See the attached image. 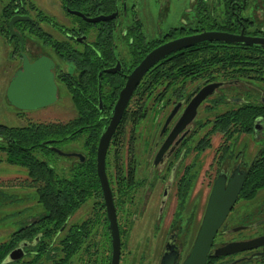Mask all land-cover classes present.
<instances>
[{"label":"flooded vegetation","instance_id":"af4514ba","mask_svg":"<svg viewBox=\"0 0 264 264\" xmlns=\"http://www.w3.org/2000/svg\"><path fill=\"white\" fill-rule=\"evenodd\" d=\"M128 2L129 0H0V37L3 49H5L3 63L0 66V96L3 97L10 116L23 123L20 126H8L22 127L31 122L54 121V119L35 117L31 113L32 110L19 109L8 100L7 93L11 78L18 69H22V55L26 56L29 64L39 58L45 59L42 60V70L47 74L52 73L56 84L57 100L63 88L68 92L64 80H71L74 67L69 61L56 55L55 42L71 44L82 51L97 50L101 46V33L105 29L112 35L113 41L110 48L114 52V57L113 61L95 60L98 65L110 64V66L99 69L97 75L102 71L107 72L105 69L114 67L117 62L120 64V69L116 72L130 65L135 67L138 64V62L135 63V57L138 55L131 53L133 49L146 51L143 54L144 57L155 47L182 36L218 31L258 39L259 41L251 44L243 41H221L222 43L219 44L225 45L227 51H235L231 56L229 55L231 59L228 60L223 72L212 71L204 77L199 76L196 72L186 79L182 87L180 85L167 92L163 87H159L147 97L145 101L147 112L151 104H160L161 108H165L168 104L170 106L164 114L165 120L160 123L156 137L149 141L147 138L140 140L138 137L140 148L138 142L137 148L140 149V152L135 148L134 137H128L126 140L123 138L120 142L119 149L121 155L123 151V161L125 165L127 164V168L129 167V158L133 162V178L129 176L131 170L127 171L126 181L118 178L117 170L111 174L107 171L109 146L107 148L105 171L120 234L119 262L125 246V240L122 241V238L127 236L130 240V235H133L135 230L138 231L142 228L138 237L141 241H147V244H149L150 238H153L155 242L156 239L157 242L163 241L158 258L153 255L157 251L156 244L153 245L150 258L147 259L151 261L146 262L147 264H160L166 251H174L177 255L176 264H181L188 255L197 235L208 197L218 175L227 180L235 169L247 173L253 158L264 145V0H192L191 4L195 13L191 20L179 27L170 28L166 33L153 39L146 37L143 23L134 14L136 5L130 6V2ZM167 10L168 3H165L161 6L160 14H165ZM77 12L82 15H78ZM130 13H133L132 17ZM110 15L113 17L107 20L96 22L87 20ZM12 17L26 18L14 21L11 29L9 22ZM128 19L130 22L126 21ZM116 35H120L125 42L127 58H122L117 54ZM128 73L124 74L125 80ZM187 82H191L193 85L185 88ZM211 83H220V85L200 102L193 119L173 138L167 140V135L175 126L191 98L202 87ZM23 93L11 90L12 95ZM148 101H150L149 105H147ZM223 103H229L230 106L221 112L214 111ZM243 104H257L262 108V113L254 119L251 132L240 133L227 140L223 138L222 142L215 145L209 162L204 163V152L210 148L211 136L216 133L209 136V143L206 144L207 146L205 145L204 149H197L203 138L193 140L194 132L203 128L211 129L212 120L217 114L235 109ZM200 106H205L208 116L202 121L196 120ZM174 107H176V111L166 123ZM135 130L136 128L133 132ZM247 134L252 139L260 141L261 144L248 165H243L239 157L241 152L234 154L232 146L242 135ZM46 144L57 153L53 147H58L49 142ZM0 152L4 154L2 161L6 162L5 153ZM74 152L81 153L84 156L83 160L80 161L76 156L57 154L74 158L81 163L84 162V153L79 150ZM138 154L144 156L142 159L144 164L143 167L138 168L137 172L135 156ZM231 161L232 164H230ZM199 174L202 175L203 180L199 184L200 188H197ZM121 183H125L130 192V197L123 203H119L117 200L116 188ZM238 196L212 240L205 264H264V243L225 254L216 253V249L222 248L226 244L264 237L262 208L256 206L249 213L240 210L238 205L241 199ZM101 200L104 204L102 190ZM99 206L92 200H88L69 216L61 228L49 239L46 252L42 256H38V250L35 249L40 237L38 234L31 240L20 239L0 264H60L61 261L63 264H111V230L105 204L104 214L101 209L97 211ZM80 209L85 210L76 215ZM122 210L123 212H121ZM43 214L44 212L24 221L14 231L37 221ZM89 226H91L90 232H87ZM121 229L124 230L122 235ZM135 235H138V232ZM187 241H190V247L182 251V242ZM12 251L14 253L9 258L8 255ZM145 251H140L137 259L131 258L128 250L127 261L130 260V264H133L137 260V264H144L147 253Z\"/></svg>","mask_w":264,"mask_h":264},{"label":"trees","instance_id":"16d2710c","mask_svg":"<svg viewBox=\"0 0 264 264\" xmlns=\"http://www.w3.org/2000/svg\"><path fill=\"white\" fill-rule=\"evenodd\" d=\"M100 41V48L86 51L59 41L54 44L56 55L69 61L74 67L71 80H64L75 110L72 117L67 120L31 122L22 127L0 123V151L5 153V161L25 170L26 186L35 190L37 201L45 210L37 221L14 231L8 240L0 243V263L20 239L31 240L38 234L40 237L35 249L38 250V256L45 254L49 239L66 219L88 200L99 204L97 211L101 209L104 214L96 173V147L100 133L108 124L119 90L125 82L124 74L134 65L115 73L102 71L98 77L97 71L110 64L98 65L95 60L113 61L114 57L110 48L113 41L110 32L103 30ZM219 43L222 42L201 41L171 52L144 74L111 138L107 153V171L110 174L117 170L118 178L126 181L127 171L131 170L129 176L133 178V162L129 158L127 168L119 147L127 126H131L129 138H133V130L146 116L147 97L159 87H163L166 92L180 85L182 87L186 79L196 72L204 77L212 71L225 70L228 60L231 59L229 55L235 51H227L226 46ZM133 50L131 53L138 55L135 57L137 63L146 51ZM99 97L102 100L101 110L98 108ZM261 113L262 108L259 105L243 104L217 114L212 120L211 129L206 131L197 149L205 148L209 143V136L214 133L221 134L225 140L240 133H250L254 119ZM47 142L58 148L66 144L71 145L84 153V162L71 158L69 167L62 165L57 171L54 162L52 164L37 155L53 153L59 156L48 147ZM56 165L60 166L57 163ZM125 183L116 188L119 203L130 197L129 187ZM261 189H264V145L253 158L238 197L251 200ZM90 228L91 226L87 227V232H90ZM120 233L122 235L124 230L121 229ZM60 264H63V261Z\"/></svg>","mask_w":264,"mask_h":264},{"label":"water","instance_id":"95a60500","mask_svg":"<svg viewBox=\"0 0 264 264\" xmlns=\"http://www.w3.org/2000/svg\"><path fill=\"white\" fill-rule=\"evenodd\" d=\"M78 15H82L77 12ZM113 16H98L95 18L87 19L91 22L99 20H107ZM26 17H12L9 25L12 29V24L18 19H25ZM207 40H219V41H243L251 44L259 41L255 38H246L242 36H236L225 32L208 31L198 34L182 36L169 40L154 49L150 50L138 64L126 75L124 85L118 93L117 100L114 104L112 114L109 118L108 124L102 130L99 136L97 149H96V171L100 182L106 215L109 222V228L112 236V255L111 264H119L120 257V234L116 220V212L112 200V194L109 186V182L105 171V159L106 152L109 146L112 135L114 134L124 110L129 102V99L137 87L138 83L144 76V74L162 57L168 55L176 50L188 47L194 43L207 41ZM22 69H18L11 78V83L8 88V100L11 104L19 109L33 110L36 108L47 106L56 100V84L54 83L52 73L42 70L43 58H39L32 64H29L26 56L23 54ZM51 64V62H50ZM120 69V64L114 67L107 68L105 71L114 73ZM100 72L98 73L99 76ZM220 83H211L202 87L188 102L184 108L181 116L176 122L175 126L171 129L167 135V140L173 138L184 126L190 122L196 114V110L200 102L208 95L213 93V90L218 87ZM100 87V83L98 84ZM11 90L16 92H24L21 95H12ZM98 108L101 110L102 101L99 97ZM176 111V107L171 111L168 116L166 123L173 116ZM53 149L60 155L65 156H76L83 160V155L77 152H64L58 148ZM252 163V162H251ZM250 163V165H251ZM249 165V166H250ZM249 168V167H248ZM246 177V171L239 172L237 169L234 170L233 174L226 180L225 177L218 175L216 178L211 193L208 197L207 205L205 208L204 215L202 217L201 224L199 226L197 235L194 239L192 247L181 264H205L207 253L212 244V240L224 221L226 215L232 208L240 189L244 183ZM264 243L263 238H255L246 242H234L223 246L222 248L216 249V253L225 254L234 252L237 250H244L252 247H256ZM14 251L9 253L10 258ZM177 255L176 253L166 251L160 261V264H176Z\"/></svg>","mask_w":264,"mask_h":264},{"label":"rangeland","instance_id":"374dc122","mask_svg":"<svg viewBox=\"0 0 264 264\" xmlns=\"http://www.w3.org/2000/svg\"><path fill=\"white\" fill-rule=\"evenodd\" d=\"M192 0H129L130 6L133 4L136 5L135 15L141 20L144 27V33L148 39H153L159 36L160 34L166 33L170 28L179 27L186 22H189L194 15V8L191 4ZM128 2V3H129ZM165 3H168V10L165 14L161 15V6ZM133 13H130L132 17ZM129 17V19H131ZM126 20L127 22L130 20ZM116 51L117 54L122 58H127L126 45L123 42L120 35L115 36ZM5 55V49H3L2 39L0 37V66L3 63ZM71 69V67L69 66ZM193 85L191 82H187L185 88ZM148 101L147 105H149ZM169 104L165 108H161L162 105L155 104L150 105L148 108L147 116L140 124L136 127L135 132H133V137L135 139V148L138 151L139 142L142 139L149 141L157 136L160 123L165 120L164 114L169 109ZM229 103L220 104L214 111H223L228 108ZM32 115L35 117L45 118V119H54V120H67L75 114V110L70 98L69 93L63 88V91L60 93L58 99L45 107L36 108L32 110ZM207 111L205 106H200L198 110V115L196 120H205L207 118ZM0 123L7 125L20 126L23 123H20L16 119L10 116L8 110L5 107L3 97L0 96ZM130 125L127 126L124 139L126 140L130 135ZM207 128L196 130L193 134V140L201 139L206 134ZM139 137V139H138ZM223 137L221 134L216 133L211 136L210 148L205 150V162H209L211 154L215 150V145L218 142H222ZM137 142L138 147L137 148ZM261 142L256 141L250 137L249 134L242 135L239 140L236 141L235 145L232 146V152L237 154L241 152L243 165H248L249 161L253 157L258 146ZM204 149V148H203ZM60 150L64 152H74L77 151L71 145L60 146ZM140 152V149L139 151ZM40 158L49 160L53 165H55L56 170L61 169L62 165L67 167L71 163V157L65 156H56L53 153H47L45 155L37 154ZM123 151L122 156L123 157ZM143 155L139 154L135 156L137 172L138 168L143 167L144 161ZM4 154L0 152V242L8 239L11 232L16 230L21 224L30 219L31 217L37 216L40 213L45 212L44 208L38 203L37 195L33 188L26 186V172L23 168L8 164L4 161ZM56 163L60 166H57ZM234 163V162H233ZM232 164V161L230 162ZM206 166V165H205ZM204 166V167H205ZM206 168V167H205ZM109 170H111L109 168ZM140 172V171H139ZM201 173V172H200ZM145 174V173H143ZM200 175V174H199ZM201 180H203L202 175L199 176L197 188H200ZM258 206L262 208L264 214V189L260 190L255 198L251 200L241 199L238 207L240 210H245L247 213L252 210V208ZM85 209H80L76 215H79ZM75 215V216H76ZM142 223V222H141ZM139 223V224H141ZM142 228L140 230H135L133 235H130V240L127 236L122 238V241L125 240V246L122 250V257L119 264H130L128 260V250L130 251V256L138 259L140 251L146 250L145 252V261L144 264L149 263L151 250H153V245L156 244L157 251L153 253L155 258H158L159 252L161 249V243L163 241L156 242L153 238H150L149 244L147 241H141L138 239ZM138 232V235H135ZM126 234V233H125ZM182 251L187 250L190 247V241L182 242ZM145 254V253H144ZM133 264H137L138 261ZM147 262V263H146ZM155 264V263H150Z\"/></svg>","mask_w":264,"mask_h":264},{"label":"bare ground","instance_id":"6f19581e","mask_svg":"<svg viewBox=\"0 0 264 264\" xmlns=\"http://www.w3.org/2000/svg\"><path fill=\"white\" fill-rule=\"evenodd\" d=\"M133 94V93H132ZM132 96V95H131ZM131 98V97H130Z\"/></svg>","mask_w":264,"mask_h":264}]
</instances>
